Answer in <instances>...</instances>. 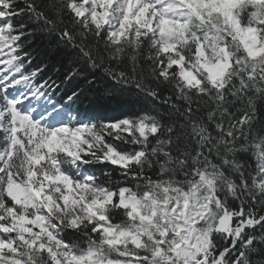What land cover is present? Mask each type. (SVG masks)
<instances>
[{
    "label": "rangeland",
    "instance_id": "obj_1",
    "mask_svg": "<svg viewBox=\"0 0 264 264\" xmlns=\"http://www.w3.org/2000/svg\"><path fill=\"white\" fill-rule=\"evenodd\" d=\"M94 1L100 2L96 16L80 0L73 1L71 9L83 21L104 28L113 43L149 36L163 53L176 56L173 64L189 88L208 83L220 90L234 66L246 72L249 82L264 74V0H158L164 4L158 15L151 10L135 13L136 0L132 15L124 13L127 0H113L112 9L111 0ZM5 14L9 16V10ZM5 39L4 44L2 31L0 264H25L17 241L26 250L46 251L55 264H224L211 256L212 236L221 233L238 240L237 226L251 222L248 215L234 221L227 208L228 201L242 206L232 166L227 161L222 168L206 165L184 184L161 183L141 197L121 189L116 207L114 194L84 169V156L95 148L101 159L114 165L137 162L141 155L129 158L101 148L105 128L128 134L131 124L98 129L57 106L50 91L36 87L32 76L22 71L12 40ZM180 49L189 51V60ZM134 128L141 137L154 132L145 123ZM257 149L250 188L244 182L240 188L245 195L251 191L264 199V146ZM1 197L14 206L6 207ZM119 209L126 218L114 224L107 215ZM55 220L71 227L93 224L100 233L97 244L82 253L74 251L57 234Z\"/></svg>",
    "mask_w": 264,
    "mask_h": 264
},
{
    "label": "trees",
    "instance_id": "obj_2",
    "mask_svg": "<svg viewBox=\"0 0 264 264\" xmlns=\"http://www.w3.org/2000/svg\"><path fill=\"white\" fill-rule=\"evenodd\" d=\"M73 1L6 3L19 55L26 72H37V84L98 129L131 124L128 134L105 128L101 148H113L129 158L141 155L137 162L120 167L101 159L103 154L92 148L84 156V169L114 194L116 206L121 189L141 197L155 185L184 184L206 165L222 168L227 161L242 204L228 201L227 208L236 216L234 221L248 215L251 222L237 226L238 240L215 233L211 256L224 264H264V199L253 197L251 191L245 195L240 188L242 182L250 188L257 145L264 146V74L249 82L246 72L234 66L220 90L208 83L189 88L173 64L176 56L163 53L148 37L111 42L104 28L73 13ZM180 52L190 59L189 51ZM138 123L154 132L141 137L134 128ZM1 198L6 207L14 206L8 197ZM107 218L121 224L126 217L119 209ZM54 222L57 234L74 251L82 253L97 244L100 233L93 224L71 227ZM16 249L25 264H55L44 250H26L18 241Z\"/></svg>",
    "mask_w": 264,
    "mask_h": 264
},
{
    "label": "bare ground",
    "instance_id": "obj_3",
    "mask_svg": "<svg viewBox=\"0 0 264 264\" xmlns=\"http://www.w3.org/2000/svg\"><path fill=\"white\" fill-rule=\"evenodd\" d=\"M81 2H83L84 4H86L87 6L90 7V11L91 13H93L94 16H96L95 12H97L98 10V6L100 5V2L98 1L95 2L94 0H80ZM135 2V0H127L126 4L127 5H130L132 6L133 3ZM136 3H137V10L135 11L136 12H143V13H149V11L151 10L152 12H156L157 15L159 14V11H160V3L159 1L157 0H136ZM77 4V3H76ZM111 5H108L110 7V9H112L115 4H114V1L111 0ZM102 7H100L101 9ZM8 11V7L6 5V2H3L2 4H0V22L4 23L0 26V33H2L3 31V43L5 44V37H9V33H10V30H11V23L8 21L9 20V16H7L5 14V12ZM132 12V7H130V13ZM132 15V14H130ZM125 19L128 18L126 16H124ZM128 22H130L129 20L127 22H125L124 24H122L121 26H126L128 25ZM132 23V22H131ZM92 24V23H91ZM93 25V24H92ZM109 27L111 28V25H109ZM145 36V35H143ZM146 37H148L151 41L152 39L146 35ZM12 40V45H13V49H14V52L16 53L17 55V60L18 62H20L22 60V58L20 57L19 55V49H18V44H17V40L15 38L11 39ZM158 40V39H156ZM153 42V41H152ZM4 49H7V48H4ZM22 71H23V67H22ZM30 76H32V78L34 79V82H35V79L37 77V73L36 72H32L30 74H28ZM40 89H42L43 85H39L38 86ZM46 103V101L43 103V105Z\"/></svg>",
    "mask_w": 264,
    "mask_h": 264
}]
</instances>
